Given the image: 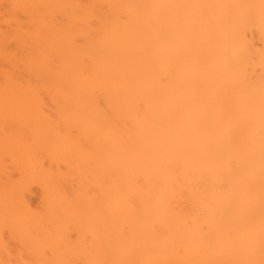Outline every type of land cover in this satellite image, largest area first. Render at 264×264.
I'll use <instances>...</instances> for the list:
<instances>
[{"label": "bare ground", "instance_id": "obj_1", "mask_svg": "<svg viewBox=\"0 0 264 264\" xmlns=\"http://www.w3.org/2000/svg\"><path fill=\"white\" fill-rule=\"evenodd\" d=\"M0 264H264V0H0Z\"/></svg>", "mask_w": 264, "mask_h": 264}]
</instances>
